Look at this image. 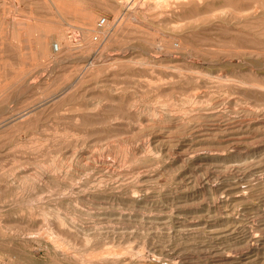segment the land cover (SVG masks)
<instances>
[{"label": "rangeland", "instance_id": "374dc122", "mask_svg": "<svg viewBox=\"0 0 264 264\" xmlns=\"http://www.w3.org/2000/svg\"><path fill=\"white\" fill-rule=\"evenodd\" d=\"M178 2L0 0V264H264V0Z\"/></svg>", "mask_w": 264, "mask_h": 264}, {"label": "bare ground", "instance_id": "6f19581e", "mask_svg": "<svg viewBox=\"0 0 264 264\" xmlns=\"http://www.w3.org/2000/svg\"><path fill=\"white\" fill-rule=\"evenodd\" d=\"M126 2H128L129 0H125ZM176 1H179L178 3H184V2H186V3H189V2H192L193 0H176ZM201 1V0H200ZM205 2H206V0H204ZM208 1H211L212 2V0H208ZM59 44H57V46H55V48L56 49H59ZM211 231H213V230H211ZM214 232H216V230L215 231H213V233ZM217 232H219V231H217ZM221 233V232H220ZM225 235V234H224ZM216 236V235H215ZM217 238H219V236L217 237ZM218 252V251H217ZM220 253V251L218 252V254ZM223 253V252H222ZM226 256H227V254H225ZM225 255H224V257H225ZM221 257V256H220ZM220 257H219V259H220ZM223 259V258H222ZM221 259V260H222ZM233 259V258H232ZM231 260V259H230ZM239 260V259H238ZM226 261V260H225ZM235 261H237V260H235ZM221 262V261H220ZM224 262V261H223ZM238 262V261H237ZM232 263H233V261H232ZM235 263V262H234ZM239 263H240V261H239Z\"/></svg>", "mask_w": 264, "mask_h": 264}, {"label": "built area", "instance_id": "2783aa9c", "mask_svg": "<svg viewBox=\"0 0 264 264\" xmlns=\"http://www.w3.org/2000/svg\"><path fill=\"white\" fill-rule=\"evenodd\" d=\"M106 23V18H102L101 20H100V24H105ZM55 46H57V45H55Z\"/></svg>", "mask_w": 264, "mask_h": 264}]
</instances>
